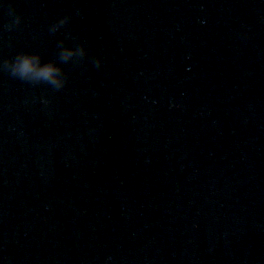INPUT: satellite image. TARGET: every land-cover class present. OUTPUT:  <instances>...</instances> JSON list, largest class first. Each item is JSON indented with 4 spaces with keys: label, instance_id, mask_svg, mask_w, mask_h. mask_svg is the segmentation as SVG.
<instances>
[{
    "label": "water",
    "instance_id": "obj_1",
    "mask_svg": "<svg viewBox=\"0 0 264 264\" xmlns=\"http://www.w3.org/2000/svg\"><path fill=\"white\" fill-rule=\"evenodd\" d=\"M20 52L67 80L0 71V264H264V0H0Z\"/></svg>",
    "mask_w": 264,
    "mask_h": 264
},
{
    "label": "clouds",
    "instance_id": "obj_2",
    "mask_svg": "<svg viewBox=\"0 0 264 264\" xmlns=\"http://www.w3.org/2000/svg\"><path fill=\"white\" fill-rule=\"evenodd\" d=\"M14 9L9 8V15H14ZM69 17L59 19L50 28V31L55 33L60 27L67 24ZM21 23V17L14 15L12 22L6 26L11 30L13 26H18ZM60 49L59 59L61 62H68L75 58L77 61L82 60L86 56V49L83 45L76 47H66L61 41L58 44ZM102 61L95 60L97 67L100 66ZM0 71H6L11 76L20 80L26 81L31 84H48L55 90H60L65 86L67 77L62 67L56 61L50 60L42 62V57L39 53L35 52H20L12 60H3L0 62Z\"/></svg>",
    "mask_w": 264,
    "mask_h": 264
}]
</instances>
